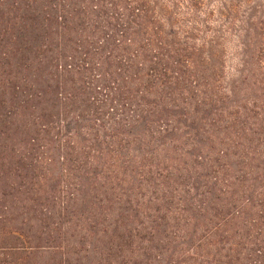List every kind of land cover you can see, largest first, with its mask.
<instances>
[{
    "label": "trees",
    "instance_id": "trees-1",
    "mask_svg": "<svg viewBox=\"0 0 264 264\" xmlns=\"http://www.w3.org/2000/svg\"><path fill=\"white\" fill-rule=\"evenodd\" d=\"M173 7L0 0V264H264V6Z\"/></svg>",
    "mask_w": 264,
    "mask_h": 264
},
{
    "label": "rangeland",
    "instance_id": "rangeland-1",
    "mask_svg": "<svg viewBox=\"0 0 264 264\" xmlns=\"http://www.w3.org/2000/svg\"><path fill=\"white\" fill-rule=\"evenodd\" d=\"M161 3L168 9L174 4L172 10L176 17L182 22L190 21L197 28L198 36L203 39L217 34L215 33L217 31L224 39L223 80L228 82L236 76L239 66L237 40L241 38L236 35L241 32V26H245L249 17L253 19L261 17L262 14L258 9L259 6H264V0H198L199 6L196 10L189 9L188 0H161ZM229 9L230 11L227 12ZM202 38H198L197 42ZM27 80L30 82L31 77H27ZM15 81L18 82V78Z\"/></svg>",
    "mask_w": 264,
    "mask_h": 264
}]
</instances>
